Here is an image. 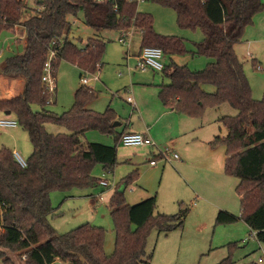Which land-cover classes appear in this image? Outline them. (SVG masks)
<instances>
[{
	"label": "trees",
	"instance_id": "trees-1",
	"mask_svg": "<svg viewBox=\"0 0 264 264\" xmlns=\"http://www.w3.org/2000/svg\"><path fill=\"white\" fill-rule=\"evenodd\" d=\"M151 1L172 9L180 28L202 32L203 39L196 51L209 60L199 72L174 63L165 65L162 74L169 84L158 93L162 104L196 118L207 109L224 105L235 112L233 116L218 118L227 134L214 137L209 146L225 148L224 173L238 179L235 192L239 197L240 215L220 210L215 224L242 221L256 233V241L264 245V97L261 101L252 98L243 65L234 52V46L240 43L254 15L264 10V3L261 0ZM37 5L40 10L22 20L24 0H0V15L5 23L0 26V32L19 26L24 36L23 52L0 65V77L22 83L17 95L0 99V112L8 111L13 115L17 125L26 132L32 148L26 168L16 163L12 152L0 148V249L19 252L24 257L22 264H53L55 261L152 264L151 255L146 253L151 230L166 235L182 229L189 208L180 205L175 215L156 214L155 197L129 206L117 185L108 201L116 234L112 255L104 253L102 228L84 224L67 233H56L48 222L54 210L50 193L99 184L92 176L96 165H101L105 172L112 171L116 166V148L88 143L83 138L87 131L118 137L112 125L117 118L111 108L102 113L86 109V104L97 94L83 85L75 91L72 107L60 116L44 110L34 112L32 105L43 108L47 104L49 96L41 82L43 65L52 41L67 35L68 17L82 12L84 24L96 34L134 27L141 36L140 49L156 47L164 55L184 54L183 41L156 34L152 17L138 12L137 2L40 0ZM104 50L105 43L98 36L89 38L81 50L65 39L52 64L53 76L56 77L60 61L94 74ZM208 87L213 91L209 92ZM49 123L67 132L48 133L45 125ZM135 177L136 174H130L121 184L127 187ZM1 264L14 263L3 258ZM218 264L234 262L227 257Z\"/></svg>",
	"mask_w": 264,
	"mask_h": 264
},
{
	"label": "rangeland",
	"instance_id": "rangeland-1",
	"mask_svg": "<svg viewBox=\"0 0 264 264\" xmlns=\"http://www.w3.org/2000/svg\"><path fill=\"white\" fill-rule=\"evenodd\" d=\"M38 1L40 0H24L25 11L22 20L28 19L36 11H39ZM137 11L152 17L153 30L156 34L176 37L183 41L186 52L181 55H167L166 65L174 63L176 65L186 66L191 72H199L205 69L209 60L205 56L197 54L196 51L197 45L203 39V34L199 29L180 28L177 24L176 14L172 9L151 0L137 2ZM70 23L71 28L69 32L67 35L61 37L60 41L63 43L66 39L77 49L81 50L87 40L94 37V32L90 28L85 27L82 12L70 18ZM12 28V30H2L0 32V49L3 50L0 65L7 58L21 54L24 49V40L20 38L23 35V29L19 26ZM97 36L105 43V50L101 59L103 65L98 74L101 75L103 89L98 90L94 88L92 82L87 87L96 90L98 96L102 97L104 95L114 101L121 102L122 107H127L121 98V96L125 95L123 92L124 88L119 87V84L126 77L125 70H127V67L133 70L134 75L141 73L135 70L136 55L139 51L138 36L133 39L129 56L125 55V47H122L117 42L119 36L118 31L106 30L98 33ZM247 52L248 50L242 47L241 43L236 45V54L242 62L243 71L250 86L251 96L255 101H261L264 97V57L262 61L254 64L251 60L252 58L247 56ZM258 65L261 67V70L257 69L256 66ZM147 72L155 75L159 80L162 78L164 83L167 82L160 74H155L151 71ZM118 73H123V76L118 78ZM82 76H84L83 72H81ZM81 77H79V72L72 64L66 61H60L56 71V91L54 96L50 98V103L44 105L43 108L39 105H32V110L34 112L44 110L58 116L67 112L73 105L75 90L82 85ZM0 82L2 84L0 86V99H9L17 95L20 87H22L21 80L11 81L0 78ZM207 89L211 90L212 88L208 87ZM148 90L153 92L151 88ZM206 114V118H209L206 126H212L220 132V136H225V128L214 122L217 118L215 113L208 110ZM221 114L232 116L234 111L229 106L224 105ZM45 130L51 134L67 132L65 128L50 123L45 125ZM87 136H91V133ZM102 139L108 143L110 141L112 142V139L106 136H102ZM215 147L223 148V145H217ZM0 148H5L10 152L15 150L25 161L32 151L28 136L20 126L14 130H3L0 133ZM125 167L127 166L123 164L116 165L114 167L115 176L123 173ZM102 171V166L96 165L92 171V176L96 180L99 178L102 179ZM209 173L212 174L215 172L212 171ZM103 178L110 179V176L106 175ZM231 180H235L236 183V179L233 178ZM121 181L117 185L124 192L125 187L121 184ZM147 182L154 188V191L159 192L161 187L160 176L156 178L148 176ZM110 190L111 188H103L99 184H96L87 188H72L68 191L51 192L50 203L54 210L48 217L49 224L58 234L70 232L84 224L102 228L104 231V253L106 256L112 255L115 248L116 234L113 219L106 202V197ZM189 194L190 191H187L185 194L179 196L184 201L183 205L190 208L189 215L182 230H175L166 235L159 234L154 229L151 230L146 246V253L152 255L151 263L218 264L221 260L229 257L235 264H257V260L263 255L258 249L254 250L250 247L256 240L243 245L238 240L239 232L233 233L230 229L231 226L246 225L242 221L234 223L235 225H216L213 213L208 217L209 212H206L208 208H203L201 211L198 209L193 210L195 208L194 204L198 205V202L196 203L193 200L192 204H189L186 201L189 199ZM100 197L101 199H99ZM235 206L237 211H239L240 204L235 203ZM177 211L178 204H176V211L169 215L176 214ZM0 251L2 252L0 264L3 258L10 259L14 264H22L23 259L19 252L8 249H0ZM53 264L67 263L55 261Z\"/></svg>",
	"mask_w": 264,
	"mask_h": 264
},
{
	"label": "crops",
	"instance_id": "crops-1",
	"mask_svg": "<svg viewBox=\"0 0 264 264\" xmlns=\"http://www.w3.org/2000/svg\"><path fill=\"white\" fill-rule=\"evenodd\" d=\"M261 2L264 3V0H261ZM70 18L73 17L67 18L69 30L71 28ZM97 34L94 32L93 38H95ZM136 36H138V50L140 51L141 36L136 30H134L130 36L125 38V44H122L119 41V38L121 37V32H119L117 42L122 47H125V55H130L133 39ZM240 43L242 47L248 50L249 53L247 52L246 54L248 57L252 58L251 60L254 64L263 60L264 10L254 15L252 24L245 28ZM234 52L236 54V45L234 46ZM138 54L136 55V62ZM166 58L167 55H164L162 60L164 66L166 65ZM101 62L102 61H100V71L103 65ZM73 66L79 72V77H81V72L84 74V71H81L75 65ZM256 67L258 70H261L259 65ZM125 73L126 77L122 83L120 82L119 87L124 88L123 92L125 95L121 96V98L124 100L127 107H122L121 102L114 101L104 95L102 97L98 96V92L92 88L90 89H92L97 96L86 104V109L98 113L104 112L106 108H111L114 111L117 118L114 123H117V125L113 127L114 132L118 137H116V140V138H113L111 135H103L97 131H87L84 134L83 140L88 143L114 146L116 148V165L123 164L127 166L125 167V171L118 176H115L114 168L109 172L102 171V179L99 178L98 180H103V177L106 175L110 176V179H105L109 185L103 187L111 188L106 197L107 205L111 195L117 188L118 182L130 174H136L134 181L129 183L123 192L125 202L129 206L138 204L148 198L155 197V213L169 215L176 211V204H178V210L180 209V205L182 208H189L188 206L183 205L184 201L179 196L190 191L189 199L186 201L189 202V204H192L193 200H195L196 203L198 202V205L194 204L195 208H193V210L198 209L201 211L203 208H208V211L206 210V212H209L208 217H210L212 213L213 217L216 216L220 209L223 211L227 210L226 212L230 211L232 213H228L232 215L236 214L235 216L240 215V209L237 211L235 206V203H239V197L235 192L238 179L227 176L224 173V162L226 159L225 148L224 146L223 148L209 146V143L214 137L224 136H220V132L212 126H206L209 119L205 116L207 115L206 112L208 110L214 112L217 117L214 122L217 125H221L217 121L218 118L221 116H227L221 114L223 106L217 109H207L204 114L198 118L189 117L164 106L160 101L158 93L161 87L169 84L168 78L163 75L162 72L153 73L160 74L164 77L167 81H165L166 83L162 81V78L160 81L159 78L147 71L134 75L133 70L127 67ZM117 76L120 78L123 76V73H118ZM90 82H92L94 88H97L98 90L103 89L101 75H98V80L94 81L90 79L89 83ZM1 85L2 84H0V86ZM78 88H80V86L77 87V89ZM149 88L153 89V92H150V90H148ZM208 91L212 92L213 89H209ZM127 97L131 98V104L127 102ZM5 116L4 112H0V118ZM8 118L14 119L11 113L8 115ZM16 128L4 130H14ZM90 133L91 136H87L90 135ZM126 133L146 135L152 140L154 146L124 147L120 143L119 136ZM102 136L109 137L112 139V142L110 141L108 143L107 141H104ZM165 148L169 149L172 153L177 154L178 158L176 160H171L170 162L160 161L158 159V152ZM151 160L156 161L155 166H149V161ZM212 171L215 173L210 174L209 172ZM148 176H152L153 178L160 176L161 187L159 192L154 191V188L148 184ZM233 178L236 179V183L235 180H231ZM99 199H101V197ZM230 229L233 233L239 232L238 240H240V242L246 239V237L248 238L250 233L249 228L244 225L231 226ZM253 240L254 239H248L245 243L243 242L241 244L246 245ZM256 242L249 246L254 250L258 249L264 256V245L258 242L257 244Z\"/></svg>",
	"mask_w": 264,
	"mask_h": 264
},
{
	"label": "built area",
	"instance_id": "built-area-1",
	"mask_svg": "<svg viewBox=\"0 0 264 264\" xmlns=\"http://www.w3.org/2000/svg\"><path fill=\"white\" fill-rule=\"evenodd\" d=\"M94 1L97 3H101V2H104L105 0H94ZM127 1L128 2H142L143 0H127ZM4 25H5L4 19L0 15V26H4ZM134 30H135L134 27H131L127 30L120 31L121 37L119 38V41L122 44H125V38L130 36ZM20 38H23L24 40L23 35ZM61 44L63 43L60 40L52 41L50 48L48 49V52L46 55L45 63L43 65L41 82L44 85L45 91L47 92L49 96V99L46 102L47 104L50 103V98L54 96L55 91H56V79L52 73V64L57 58V55L59 54V51L61 49ZM2 53H3V50L0 49V58L2 56ZM163 56L164 54L159 48L144 47L140 49L139 51L135 69L138 70L139 72H146V71L162 72L163 67H164V64L162 63ZM99 71H100V65L96 67V71L94 74L90 75L84 72V76L81 77V84L83 86H87L90 79L94 81L98 80ZM87 76L89 77L87 78ZM126 100L130 104L132 103L130 97H127ZM16 127H18V125L15 119H10L8 117L0 118V133L4 129H11V128H16ZM120 143L124 147H143V146L152 147L154 146V143L148 136L137 134V133L122 134ZM12 156L14 160L16 161V163L21 168H26V161L20 156L18 152L13 151ZM177 158H178L177 154L172 153L167 148L163 150H159L158 152V159L162 162H170L171 160H176ZM155 165H156L155 160L149 161V166H155ZM99 185L102 187H106L109 184L105 179H103V180H99ZM255 235L256 233L254 231H250L248 238L244 239L242 242L245 243L248 239L256 240ZM22 259H24V257ZM257 264H264V256H262L261 258L257 260Z\"/></svg>",
	"mask_w": 264,
	"mask_h": 264
},
{
	"label": "water",
	"instance_id": "water-1",
	"mask_svg": "<svg viewBox=\"0 0 264 264\" xmlns=\"http://www.w3.org/2000/svg\"><path fill=\"white\" fill-rule=\"evenodd\" d=\"M4 115L8 116V115H10V112L5 111V112H4ZM116 125H117V123H114V124H113L114 127H115Z\"/></svg>",
	"mask_w": 264,
	"mask_h": 264
}]
</instances>
